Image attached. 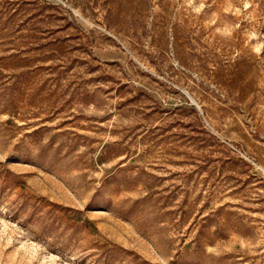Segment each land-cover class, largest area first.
<instances>
[{"label":"rangeland","instance_id":"rangeland-1","mask_svg":"<svg viewBox=\"0 0 264 264\" xmlns=\"http://www.w3.org/2000/svg\"><path fill=\"white\" fill-rule=\"evenodd\" d=\"M0 264H264V0H0Z\"/></svg>","mask_w":264,"mask_h":264}]
</instances>
